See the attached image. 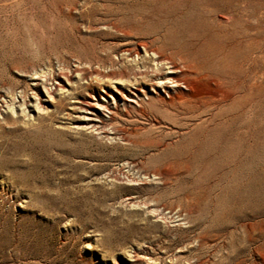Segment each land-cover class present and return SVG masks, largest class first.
<instances>
[{"label": "rangeland", "instance_id": "1", "mask_svg": "<svg viewBox=\"0 0 264 264\" xmlns=\"http://www.w3.org/2000/svg\"><path fill=\"white\" fill-rule=\"evenodd\" d=\"M204 1L0 0V264H264V0L211 1L219 113L168 99L139 45Z\"/></svg>", "mask_w": 264, "mask_h": 264}, {"label": "bare ground", "instance_id": "2", "mask_svg": "<svg viewBox=\"0 0 264 264\" xmlns=\"http://www.w3.org/2000/svg\"><path fill=\"white\" fill-rule=\"evenodd\" d=\"M211 1H213L214 4L219 2L220 4H231V0H206L203 3H200V5L196 7L194 6L195 4H193V6L190 7L188 11H186V13L174 14V16L171 17L172 19L170 21L168 22L165 21V23L162 25H159L160 23L157 24L159 25L158 27L159 29L156 30V32H154L153 34H151V38L148 37L149 40L142 41L139 43V45L144 50L143 53H148V55L150 53L151 59L147 58V60H151L154 63V65L157 66V69L165 70L164 76L160 78L162 80L159 82V84L161 85V88H164V90L162 91L165 94L166 93L171 94V95H166V97L168 99L174 98V100H176L181 106L185 107L189 112L197 111L199 113H214V112L219 113L218 111H221L222 108L228 107L229 105L226 104V97H228V94L226 93L225 90L229 89L231 78L236 77L237 74V72H234L235 70L229 68L230 66L228 67L225 65L228 62H226L225 64L221 63V61H223L226 57L225 53H227L224 51V49L229 47L228 41L226 43L227 40L226 24L225 22H221V21L217 23L213 22V19L211 17L212 13L227 14L228 10H225L223 8L220 9L217 6H215L212 11L213 4ZM231 5H227V6H231ZM144 14L145 13H143V17ZM152 14L148 16L151 17ZM154 16L155 15H153L152 17ZM144 20H146V17L144 18ZM158 20L160 19H157V21ZM163 20H165L164 17ZM145 22L149 24L147 21ZM142 23H144V21ZM135 27H137V25ZM116 30H119V32L121 31L125 35L128 34L130 35L129 30L131 29H128V27H125L123 24V26H116ZM214 42L217 43L220 46V48L223 50H219L221 51L220 57H216V55L212 57L214 55L213 54L211 56L213 60H211V63L208 62L207 64H201V61L200 64H196L193 61H191L188 66H185L184 64L185 61L183 63L173 62L170 59V57L163 56L164 53L163 55L159 54L158 52L159 49L157 50V48L163 46L166 48H174L175 52H179V53L188 52L191 55L198 56L199 53L205 51L206 48L210 49V45H213L212 43ZM158 43L159 45L156 46V44ZM126 50L128 51V49ZM162 50L165 49L161 48V51ZM213 50L215 51V48ZM210 53L211 50L209 51L208 54ZM206 54H205V59L206 56L208 55ZM226 55L228 56V54ZM187 56L189 55L187 54ZM209 58L210 57H208V60ZM227 60L228 58L226 59V61ZM188 91H190L189 94H186V92Z\"/></svg>", "mask_w": 264, "mask_h": 264}]
</instances>
